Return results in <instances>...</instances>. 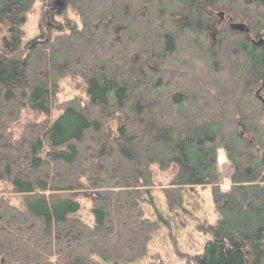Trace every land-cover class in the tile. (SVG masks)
<instances>
[{
    "label": "trees",
    "instance_id": "obj_1",
    "mask_svg": "<svg viewBox=\"0 0 264 264\" xmlns=\"http://www.w3.org/2000/svg\"><path fill=\"white\" fill-rule=\"evenodd\" d=\"M1 29L0 264L138 262L197 186L215 220L179 264H264V0H0ZM53 193L94 224L10 198Z\"/></svg>",
    "mask_w": 264,
    "mask_h": 264
},
{
    "label": "rangeland",
    "instance_id": "obj_2",
    "mask_svg": "<svg viewBox=\"0 0 264 264\" xmlns=\"http://www.w3.org/2000/svg\"><path fill=\"white\" fill-rule=\"evenodd\" d=\"M37 19L38 16L29 18L27 29L30 31V37L36 32L35 24ZM3 38H6L8 41L11 39V34L1 29L0 48H2ZM74 85L75 82L73 81L65 82L59 100L76 94L77 90L73 88ZM218 169L220 186L225 191L229 187V177L232 173V168L227 163L222 151L218 152ZM154 192L153 198L155 200L153 204L160 210L164 208L163 195L158 191ZM94 196L95 194L93 193H83L79 196L69 193H53L47 196L38 195L37 197L27 194H14L10 198L14 203L21 205L23 208L41 210L59 206L64 208L68 206V201H71L77 204L78 215L88 224H94V216L89 204ZM147 205L149 207L152 206L151 203H147ZM155 216L156 214L154 213ZM164 218L166 219V224L162 225L161 230L148 246L149 256L131 264H179L181 261L180 255L201 253L204 243L210 238V235L204 232L202 227L206 224H213L215 220L210 187L197 186L190 189L187 196L184 197L183 210L177 213V215H169L167 213V215H164Z\"/></svg>",
    "mask_w": 264,
    "mask_h": 264
},
{
    "label": "water",
    "instance_id": "obj_3",
    "mask_svg": "<svg viewBox=\"0 0 264 264\" xmlns=\"http://www.w3.org/2000/svg\"><path fill=\"white\" fill-rule=\"evenodd\" d=\"M232 29L233 30H238V31H244V27L243 26H239V25H233L232 26ZM258 44L261 45L262 44V41H260Z\"/></svg>",
    "mask_w": 264,
    "mask_h": 264
}]
</instances>
